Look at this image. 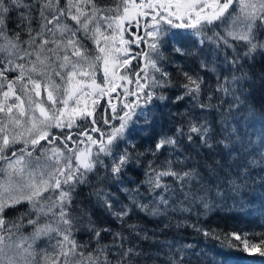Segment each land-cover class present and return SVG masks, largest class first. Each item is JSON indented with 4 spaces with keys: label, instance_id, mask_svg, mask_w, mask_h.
Returning a JSON list of instances; mask_svg holds the SVG:
<instances>
[{
    "label": "snow or ice",
    "instance_id": "obj_1",
    "mask_svg": "<svg viewBox=\"0 0 264 264\" xmlns=\"http://www.w3.org/2000/svg\"><path fill=\"white\" fill-rule=\"evenodd\" d=\"M166 43L186 62L174 65L179 84L165 68ZM256 62L264 65V0H0V264H157L162 252L143 244L162 249L164 264H202L204 249L130 222L141 213L168 221L161 234L192 228L219 241L211 264H264V239L188 220L173 225L169 216L197 207L207 216L226 198L243 204L250 181L264 190V72L244 70ZM174 88L182 94L165 95ZM186 98L182 119L157 130L150 117L158 102L179 107ZM141 119L154 142L133 155L128 137ZM147 155L143 179L120 189L124 203L107 185L124 183ZM81 186L120 230L74 206ZM11 212L19 214L7 218ZM80 227L88 242L75 239ZM24 228L31 231L19 235Z\"/></svg>",
    "mask_w": 264,
    "mask_h": 264
},
{
    "label": "trees",
    "instance_id": "obj_2",
    "mask_svg": "<svg viewBox=\"0 0 264 264\" xmlns=\"http://www.w3.org/2000/svg\"><path fill=\"white\" fill-rule=\"evenodd\" d=\"M108 0H104V3H107ZM63 3V0H62ZM35 27V25H33ZM22 39H27L26 36L22 34ZM167 39V38H165ZM163 52L165 56L167 57V60L165 62V68L167 71L172 73L173 83L179 84L182 82V78L178 77L176 75V70L174 65L179 63L181 65H185L186 62L183 59L178 58V54H174L171 51V47L169 44H165L163 46ZM259 57H257V61H259ZM187 64H192V67L195 68V64L192 63L191 58L187 61ZM185 71H189L190 69L185 66ZM200 71L201 75L205 76V79L208 80L210 84H214V78H209L208 75H205L204 71L197 69ZM245 71L248 72L249 76H253L256 72H264V65L260 62L255 63V68L250 67L249 65H245ZM256 78V77H254ZM257 82H258V78ZM182 94V90L178 88H174L170 91L165 92V95L171 97L172 99L175 98V95ZM216 101L213 100V103ZM161 106L158 109H153L152 116L150 119L152 120L153 124L156 126L157 130H159V125L161 123H165L167 120H176L179 121L180 118L177 114L180 112L185 111L186 108L189 107L190 101L186 98L183 103L180 104L179 107L174 106L169 101H163L158 102ZM164 105H167V107H164ZM193 117L195 118L197 115H201L199 110H192ZM209 120H211V116L208 117ZM174 124H167L168 128L174 127ZM257 128H259V124H257ZM135 132L130 135L128 138L131 140L133 144L136 145V149L133 150L131 147H129V152H131L133 155H135L136 152H145L146 149L150 148L153 145L154 138H153V128L149 126L144 125V121L141 119L140 123L135 125ZM251 131V130H250ZM255 138V137H253ZM43 143V142H42ZM121 147H126V145H121ZM184 147V145H182ZM185 151L189 155H195V153L187 148H185ZM203 154V150H200ZM165 155H167L165 153ZM152 159L150 155L142 156L140 157V163L139 165H134L126 170L127 174L121 179L124 181L122 184H117L115 182H109L107 185V190L114 193L116 197H118L120 200H122L124 203H127L126 194L120 191L122 188H134L136 186V183L139 182V180L143 179V172L146 167V160ZM164 156L159 157L157 160V163L160 162V160H163ZM197 160H200V157H196ZM217 159H220L218 156ZM256 159H259V156H256ZM107 162V161H106ZM257 169L252 170V175L256 176ZM90 179H93L90 177ZM93 184H95V180L93 179ZM103 186V185H100ZM91 187L89 186H81L77 189V193L79 194L78 199L74 201V206L76 204H79L82 207L88 208L90 211H93V219H98V226H101L99 224V220H103L106 223L103 226L112 227L115 230H120L119 225H117L114 221H112L110 218H108L105 214L100 213L97 209L93 208V205L95 204V198L89 197V193L91 192ZM144 189L142 188L141 191ZM221 190H224L222 188ZM249 194L244 195L241 193V196L243 197V204L240 203V201L226 198L224 201H215L216 204H218V207H214L207 216L204 215V209L203 208H194L193 213L189 214H172L169 213V216L172 217V223L175 224L176 221H183L188 220L189 223H198L199 226L207 229H217L218 232H232L235 231L241 236H243V233L247 232L249 233V240L253 243H259L260 239H264V237L254 238L251 234L256 232H264V190H261L258 188V184L251 183L250 181V188L246 189ZM235 205V207H233ZM19 207L20 212L26 211V207ZM200 213L199 221L196 218L195 213ZM18 212H11L9 213V218H14L17 216ZM160 221H163L161 223ZM130 222H137L142 224L147 229H156L158 238L161 240H170L173 243L179 245V244H195L197 245V251L200 249H204L207 252V256L204 257L202 264H211V259L216 256V251L219 248V241L213 240L209 238L207 241H205V238L203 235L197 234L192 228H175L170 227L168 229L164 230V233H160L159 229L163 228L164 223H168L167 220L164 218H157L153 219L150 217H145L142 213L139 214L138 217H133V220ZM84 222H81L83 224ZM30 232V228H24L21 230L20 235L28 234ZM125 235H128V233H125ZM151 235V232L149 233ZM223 237H221L222 239ZM75 239L79 243L88 242L90 239V234L87 232V230L84 227H80V230L75 233ZM44 243H40L42 241ZM40 241H37L36 245H34L37 252L41 248H44L43 245L45 244L46 247V240L45 238H42ZM55 242V241H53ZM111 237H104L102 240V243H110ZM233 243H236V241H232ZM136 243H141L140 241H136ZM146 248V250L150 251H161L162 255L161 258L157 261V264H164V255L166 253H163L162 249L158 248H151L147 249V245L143 244ZM39 259V257H37ZM151 264V262H149Z\"/></svg>",
    "mask_w": 264,
    "mask_h": 264
},
{
    "label": "rangeland",
    "instance_id": "obj_3",
    "mask_svg": "<svg viewBox=\"0 0 264 264\" xmlns=\"http://www.w3.org/2000/svg\"><path fill=\"white\" fill-rule=\"evenodd\" d=\"M137 2H139V0H137ZM132 31H135V29L133 28L132 29ZM125 38L126 39H128V38H130L129 37V33H125ZM91 47V46H90ZM141 47H144L143 45H141ZM133 63H135V62H133ZM120 74L122 75L123 74V69H121L120 70ZM97 82L98 83H102V81H101V73L98 71V73H97ZM129 87H131V85L129 86ZM118 91H119V89H118ZM42 95H43V93H42ZM116 94L115 93H113V96H115ZM115 102V101H114ZM101 103L103 104L104 103V101H101ZM119 110V109H118ZM58 131V130H57ZM17 147H20L19 145L17 146ZM7 218H9V217H7ZM30 231H31V229H30ZM20 235V234H19ZM24 235H27V233L26 234H24ZM45 240H46V238H45ZM42 241V240H41ZM38 243V242H37ZM40 243H44V241H42V242H40ZM53 243H55V242H53ZM43 247H45V244L43 245Z\"/></svg>",
    "mask_w": 264,
    "mask_h": 264
},
{
    "label": "flooded vegetation",
    "instance_id": "obj_4",
    "mask_svg": "<svg viewBox=\"0 0 264 264\" xmlns=\"http://www.w3.org/2000/svg\"><path fill=\"white\" fill-rule=\"evenodd\" d=\"M134 29H135V27H133ZM135 31H136V29H135ZM135 31H133V32H135ZM143 45V44H142ZM144 46V45H143Z\"/></svg>",
    "mask_w": 264,
    "mask_h": 264
}]
</instances>
